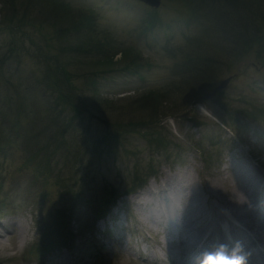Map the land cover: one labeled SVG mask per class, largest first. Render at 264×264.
I'll use <instances>...</instances> for the list:
<instances>
[{
	"label": "rangeland",
	"instance_id": "rangeland-1",
	"mask_svg": "<svg viewBox=\"0 0 264 264\" xmlns=\"http://www.w3.org/2000/svg\"><path fill=\"white\" fill-rule=\"evenodd\" d=\"M63 1L73 9H81L84 14L91 15L95 21V36L107 42L111 39L113 41L111 45H114L115 50L131 49L138 52L142 58L140 63L147 62L149 66L142 68L140 76L124 73L120 70L123 66L119 62L122 55L118 51L113 54L111 65L92 64L88 67L89 60H81L85 66L80 67V63L76 64V68L71 67L72 72L78 74L86 70H93L95 75L98 74L94 89L100 101L106 100L110 103L106 106L99 101L86 100L84 112L75 121V128L70 132V137L75 140H68L66 144L68 147L70 145L77 147V143L90 146L87 162L81 167L70 164L64 167L65 158H60L58 161H51L49 171L55 170L52 175L42 166L25 169L23 162L27 154L22 151L23 140L21 141L7 128L0 132V142L1 135L10 138V142L6 141L8 144L3 145L0 152V228L4 227L3 229L9 232L0 239V264H79L83 257L85 258L83 264H150V261L142 259L141 254L145 251V245L155 251L159 245L155 233L157 230L160 231L157 228L162 225L154 223L149 218L150 207H157L156 198L151 201L149 188L156 196L158 191L163 189L161 195L163 200L159 201L161 205L168 203V197L172 198L171 201L177 202L171 188H180L178 193L190 198L192 196L199 198L202 205L209 204L206 210H216V215L223 217L235 212L226 208L227 204H231L230 196L239 189L238 186L230 185V181L242 180V177L252 174V187L245 189L251 197L248 204L252 208L254 202L252 194L258 191L260 179H264V120L246 117L232 124L224 115L225 111L220 104L229 102L231 110L240 111L264 107V46L257 44L256 49L241 59L235 57L220 59L216 52H203L201 60L211 58L212 61L214 59L222 61L219 63L222 65L219 73L216 70L209 71V74L202 76V80L177 88L176 91L180 92L164 102L157 105L148 104L139 98L150 91H164L180 80V77H174L172 71L183 65L186 60L184 53L192 49V44L185 38L195 37L199 31L195 20L191 21L190 25L185 24L189 10L185 1L192 0H161V5L157 9H151L135 0ZM34 5L30 11H26L30 14L26 19L21 17L20 21L17 20L15 25L10 27L3 22L7 8L0 4L2 62L0 70L11 79H8L10 83L0 86V93L4 94L7 87H16L21 79L20 76L18 78L17 69L22 67V78H29V83L24 84L23 88L27 87L30 93L27 94L24 90V94H27L29 99L34 98L38 101L37 104L42 102L40 103L42 108L41 93H37V89L33 87L36 82L34 78L45 63L39 54L40 52L43 56L56 54L62 47L67 46L69 41L74 40L64 41L60 36L57 37L55 31H61V28L67 25L53 16L52 12L49 13L48 8L46 10L40 5ZM200 6L203 10L200 13L214 28L213 33L204 36V43L219 36L228 42L231 34L237 33L239 36L251 31V25L239 22L237 20L239 16L233 15L228 9L211 10L207 2H202ZM151 16L154 17V23L147 26V20ZM19 17L20 15L17 18ZM16 26L20 31H16ZM262 35L264 32L255 36L251 32L249 34L256 39ZM15 46L16 50L10 52V47ZM228 65L230 70H225ZM78 74L77 79H73L76 92H82L85 98H89L92 94L91 87H87L85 79ZM227 77H231V80L223 89L221 96L204 102L201 105L202 110L199 105L192 104L197 95L194 94L195 91L201 90L198 96H202L212 88L208 89L207 82L215 87ZM17 96L19 95L15 93L10 94L14 102H17ZM240 99L245 101L241 102ZM12 104H14L12 101L0 103V111L4 117L9 118L12 110L18 112ZM187 110L190 113L179 118V115ZM144 119L159 120L156 127L161 129L160 139L163 138L166 144L165 150L160 152L155 150L149 137L143 133L144 130L119 132L116 133L118 135L115 140H108L115 143L113 152L103 154L91 165L94 157L92 154H95L92 145L106 130L104 122L114 131L117 126L115 124L124 125L128 129L127 125L130 123H138ZM22 124H25L23 118ZM151 136L159 138L156 134ZM99 151L100 148L96 153ZM58 176L61 178L60 182H64L65 185L57 184ZM140 181L141 185L134 186ZM112 189H115L118 201L113 206L109 205L108 208L111 209L108 216L112 215L114 208L119 210L121 225L127 226L121 236L117 234L118 229H112L111 233L106 230V234H102L100 232L102 226L97 222V214L103 210L106 193ZM240 189L242 191L240 198L243 201L247 196L243 192V187ZM79 191L82 196V199H79L81 203H78L69 221L65 219L64 231L74 233L73 238L71 237V246L63 248L59 245L47 253L35 251L31 254L30 248L43 238L44 225L53 221L57 207L68 208L72 203L71 197ZM212 193L225 208L218 206L215 200L208 197ZM60 195L65 199H61ZM191 203L182 207L184 214L193 209L195 203L193 201ZM142 205L146 207L140 211ZM176 210L170 211L168 218L171 223H177V227L182 230L175 220L178 213ZM187 214L188 216L183 219V224H186L184 234L198 227L202 230L204 224L206 225V221H196L193 213ZM243 221L250 229V221ZM15 223L28 227L26 239L22 240ZM258 229V233L264 236V230ZM237 230L243 239L240 229ZM201 236L202 234H197L193 241L198 237L200 239ZM181 238L187 241L186 237ZM170 239L173 243L177 242L175 240H181L174 237ZM166 243L168 242L163 243V249ZM125 248H128V252H124ZM182 249L174 248L173 251ZM169 253H172L171 247Z\"/></svg>",
	"mask_w": 264,
	"mask_h": 264
},
{
	"label": "trees",
	"instance_id": "trees-1",
	"mask_svg": "<svg viewBox=\"0 0 264 264\" xmlns=\"http://www.w3.org/2000/svg\"><path fill=\"white\" fill-rule=\"evenodd\" d=\"M202 2L209 3V8L211 10L216 8H220L222 10L225 8L226 10L228 9L229 11H232L233 15L239 16H237V20L239 22H247L251 25L250 32L254 36L264 32V0L185 1V4L189 7V10H187L188 18L185 21V24L190 25L191 21L195 20L197 22L196 25L199 28L195 37L191 36L185 38L187 41H190L192 49L195 48V50L189 49V51L184 53L186 60L183 62V65H181L183 68L179 66L177 70L172 71L174 77H180L177 84L174 83L172 87L167 88L164 91H150L147 94L142 95V97L139 98L140 100L148 102V104H160L172 95L179 93L180 91L177 92L176 89L182 87L184 84H190L202 80V76L209 74V71L213 72V70H216L217 73H219L222 61L220 60V62H218L215 59L212 61L211 58L201 60L202 57L200 56L203 52H216L218 56H220V59L227 60V58L230 57L241 59L245 57L244 55L252 52L251 50L256 49L257 44L261 47L264 46V35L256 39L253 36H249L250 32L245 33V35L242 34L243 36H238L237 33L234 35L231 34L228 37V42H225L219 36L213 41L209 40L208 43H204V36L211 34V32L213 33L214 28L205 20L204 15L200 13L203 11L200 6ZM0 4L3 8H7L5 10L3 22L10 27L14 26L17 20L20 21L21 17L26 19V17L30 15L26 11H30L33 4L40 5L45 9L48 8L49 10H46H48L49 13L52 12L51 14L53 16L60 19L63 24L67 25V27L61 28V31H55L57 37L60 36L64 41L67 39L74 40L73 42L69 41V44L62 47L56 54H47L46 56H43L41 52L39 54L45 63L43 69L38 70L37 75L34 78L36 82L33 87L37 89V93H41L40 97L42 99L40 100L43 101L42 108L40 106V103L42 102L37 104L38 101L34 100V98H28L27 94L30 92L27 90V87L24 89L23 85L29 83V78H22V67L17 69L18 78L20 76L21 79L18 84H16V87H7L4 94L0 93V103L12 101V103H14L12 105L17 108L18 112L15 113L13 110L10 111L9 118H7L4 117L0 111V118H2L0 123V132L6 130L5 128H7L11 132L15 133L17 138H20L21 141L23 140L24 144L23 148L21 145V148L22 151H25L27 154V157L23 162V167L25 169L29 167L42 166L44 170L49 171L52 166L51 161H58L60 158H65V161L63 162L64 167L69 164L74 167L83 166L84 162H87L90 146L86 144V146H84L77 143V147H71V145L68 147L66 145L68 144V140H75V138L72 139L70 137V132L75 128V121L79 119L84 112L83 110L86 105V100L93 102L99 101L106 106L110 103H107L109 101L106 100L100 101L97 92L94 89L96 83L95 79L98 74L95 75L93 70H86L85 72L78 74L76 72H72L73 69H71V67L76 68V64L80 63V67L85 66L81 60H89V64H87L88 67L92 64L111 65L113 64V54H116L118 51L122 55L119 62L123 66L120 67V70L124 73L140 76L142 68L149 66V64L147 62L140 63L142 58H140L138 52H133L131 49L115 50L114 45H111L113 42L111 39L107 42L103 39H99L97 35L96 37V32L94 30L95 21L90 17L91 15L84 14V11L81 9H73L63 0H0ZM216 12L217 11H215V13ZM19 15L20 17L17 18ZM248 19H250L249 22L247 21ZM153 23L154 17L151 16L147 20V26L148 24L153 25ZM68 26H70V28H68ZM244 27L242 26V28ZM15 29L16 31H20L18 26H16ZM21 33L26 36L23 32ZM45 40L47 41V37ZM15 50L16 46L13 48L10 47V52ZM257 53L258 52H256V54ZM35 57L37 58V56ZM1 63L2 62L0 61V64ZM225 63H227V61ZM225 70H230L229 65ZM77 74L85 79L87 87H91L92 94L89 98H85L82 92H76L77 90L73 84V79L76 78ZM30 77L32 78V74ZM8 79L10 78L5 76V74L0 70V86L5 83H10ZM206 85L208 89L213 87L209 82H207ZM24 90L27 94H24ZM199 92H201V90L195 91L194 94L197 93V95H195L194 101L196 98L200 97L198 96ZM14 93L15 95H19L16 97L17 102H14L13 98L10 97V94L14 95ZM194 94L192 95L193 97ZM240 101L242 102L245 100L240 99ZM192 104L194 105V103ZM220 106L222 110L225 111L224 115L230 119L232 124H235L241 118L246 117H257L264 120V107L261 109L247 108L246 110L240 111L231 110L229 102H224L223 104L221 103ZM22 118L25 120L24 125L22 124ZM7 119H9V121H6ZM157 121L159 120L144 119L138 123H130L129 126L127 125L128 129L125 128L126 126L124 125L115 124V126H117L115 130L113 129L114 131H112V129L107 126L106 122H104V128L106 130L97 141L95 140L94 145H92L96 155L94 153L92 154L94 157H92L91 165L94 164V161L99 160L103 154H110L113 152V145H115V143L108 142V140H115L118 135L116 133L119 132H139L140 130H144L143 133L149 137L151 146L155 150L159 152L165 150L166 144L164 143L163 138L160 139L161 129L156 127V124L158 123ZM151 134H156L159 138L155 139L151 136ZM82 140L90 141L88 139ZM6 141L9 143L10 138L7 136L4 138V136L1 135L0 152L2 151V147L8 144ZM101 146H103V148H101ZM98 148H100V151L96 153ZM54 171L55 170L51 172L49 171L48 174L52 175ZM57 180L58 185H65L64 182H60L61 178L59 176L57 177ZM141 183L142 181L134 186H139ZM133 189L134 187L131 188V190ZM129 191L130 189L126 191V193ZM75 194L71 197L72 203L69 204L68 208L58 206L55 210L53 221L50 224L45 223L43 240H40L34 248L37 253L39 251L42 253L47 252L50 247H53L58 243L63 245L64 238L69 233L64 231L66 227L65 219L67 222L69 221V219L73 216L78 203H81V200L79 199H82L80 191L78 193L75 192ZM60 197L63 200L65 199L63 195H60ZM116 199L115 189L109 190L106 193L103 210L98 213L97 216L103 215L109 205L115 203Z\"/></svg>",
	"mask_w": 264,
	"mask_h": 264
},
{
	"label": "bare ground",
	"instance_id": "bare-ground-1",
	"mask_svg": "<svg viewBox=\"0 0 264 264\" xmlns=\"http://www.w3.org/2000/svg\"><path fill=\"white\" fill-rule=\"evenodd\" d=\"M203 108L201 107V110H202ZM252 170H254L253 168H252ZM258 174V173H257ZM231 182V184L230 185H232L233 187H235V186H238L239 187V189H238V191H235V192H233V194L230 196V201H231V204L229 205V204H227V209H231V210H233V211H235V212H230V213H228V215H233V216H235V217H237L240 221H243V220H247V221H250V224H251V228L252 229H254V230H256V232L258 233V231L257 230H259L258 228H260V230L261 229H263L264 230V222H263V218H259L258 216H253V214L251 213V211H253V209L251 208L250 209V207H249V204H248V199L249 198H251L247 193H246V190H248V189H250L251 187H252V174H249V175H247V176H245V177H242V180H231L230 181ZM241 184H242V186H241ZM185 186H187V185H185ZM188 187V186H187ZM240 187H243V189H244V194H245V196H247L246 198H245V200H243V201H241V194L240 193H242V191H241V189H240ZM180 188H176V189H173V188H171V190L174 192V196L176 197L174 200L175 201H177V202H175V203H177V208L179 209V210H176V211H178V213H177V216H176V218H175V220L179 223V226H180V228L182 229V230H180L177 226H178V224L176 223V226L174 227V226H172L171 224V229H172V231H174V234H172V232L171 233H169V236H170V238L171 237H174V238H180L181 239V237H186L187 238V241H186V239L185 240H182V242L183 243H185V244H188V242H189V240L190 239H193L194 240V237L197 235V234H202V236L200 237V239H196L195 241H194V245H195V249L196 248H200L201 250H203V251H206V250H208L209 251V249H210V247H209V245L208 244H206L205 242H204V239L206 238V236L208 235V233L213 229V226L214 225H216V221L218 220V219H222L220 216L221 215H219V216H217L216 215V210H206L205 208H208V205L209 204H203L202 205V203H201V201L199 200V198H196L195 196H192V198H190V197H188V196H186V195H181L180 193H178V190H179ZM181 189L182 190H184L183 189V187H181ZM246 189V190H245ZM149 190V194L151 195V201L153 202L154 201V199L156 198V200H157V204L159 203V201L160 200H163V198L161 197V195H162V193H163V189L162 190H160V191H158V195L156 196L155 194V192L153 191V190H151L150 188L148 189ZM232 190V189H231ZM193 192V191H192ZM155 193V194H154ZM184 194V193H183ZM195 194V193H194ZM193 194V195H194ZM196 195V194H195ZM208 197L209 198H212L213 200H215L216 202H217V205L218 206H222V207H224V205L223 204H221L222 202H220V201H218L217 200V197L216 196H214V194L212 193L211 195H208ZM252 197H254V199H256L255 201H257V199L258 198H260L261 199V201H263L264 202V179L262 178V179H260V182H259V184H258V191L257 192H254L253 194H252ZM167 198V197H166ZM169 198V197H168ZM244 198V197H243ZM165 199V198H164ZM172 199V198H171ZM150 200H149V202H151ZM193 201V203H195L194 204V207H193V209H191V210H189L188 212H191V213H193L194 215H193V218L197 221V220H201L202 222L203 221H206L207 223H206V225L204 224V226H203V229L201 230V227H198L197 229H191V230H189L186 234H184L186 231H184L183 229H184V227H185V225L186 224H183V219H185L186 218V216H188V212L186 213V214H184V212H182L183 210H181L182 209V207H185L186 205H189V204H192L191 202ZM195 201V202H194ZM244 202V203H243ZM176 205V204H175ZM225 208V207H224ZM148 209V208H147ZM147 209H145V211L147 210ZM212 209V208H211ZM249 209V210H248ZM157 211V213H159V216H160V219H161V222H155L154 221V216L152 215V213L150 212V214H151V217H149L150 218V220L151 221H153L154 223H157V224H160V225H163L164 224V222H165V214H163L162 212H160V211H158V210H156ZM149 211H147V213H148ZM208 212H210V213H208ZM212 212V213H211ZM252 214V215H251ZM213 216H214V218H213ZM223 216V215H222ZM248 217V218H247ZM243 219V220H242ZM15 226L18 228V231L20 232V234H21V238H22V240H24V239H26L27 238V233H28V227H26L25 225H22V226H20V224H15ZM8 233V231H6V230H4L3 228H0V239H2V238H4V234H7ZM181 234L183 235V236H181ZM263 234H264V232H263ZM258 235L260 236V237H264V236H262V235H260L259 233H258ZM243 236V235H242ZM237 238H238V236H237ZM189 239V240H188ZM173 240H175V239H173ZM207 240H209V241H212L213 240V236L211 235V236H209V237H207ZM175 241H177V242H181V241H179V240H175ZM242 242V241H241ZM0 243H1V241H0ZM224 244H226L225 242H224ZM243 246H244V249H246V252H247V250H248V246L247 245H244L243 244ZM169 250L170 249V246H168V245H166L165 244V246H164V250ZM163 251V250H162ZM171 254V253H170Z\"/></svg>",
	"mask_w": 264,
	"mask_h": 264
},
{
	"label": "clouds",
	"instance_id": "clouds-1",
	"mask_svg": "<svg viewBox=\"0 0 264 264\" xmlns=\"http://www.w3.org/2000/svg\"><path fill=\"white\" fill-rule=\"evenodd\" d=\"M249 255L240 241H235L231 248L227 244L218 243L212 250L195 256L194 264H247Z\"/></svg>",
	"mask_w": 264,
	"mask_h": 264
},
{
	"label": "water",
	"instance_id": "water-1",
	"mask_svg": "<svg viewBox=\"0 0 264 264\" xmlns=\"http://www.w3.org/2000/svg\"><path fill=\"white\" fill-rule=\"evenodd\" d=\"M141 3H143L146 6H149L150 8H158L160 6L161 0H136ZM230 81V78H226L223 80L218 86L214 87L211 92H207L203 96L196 99V103L202 104L203 102L212 99L214 96H216L222 89H224ZM187 115V112L184 114H181L180 117H185Z\"/></svg>",
	"mask_w": 264,
	"mask_h": 264
}]
</instances>
